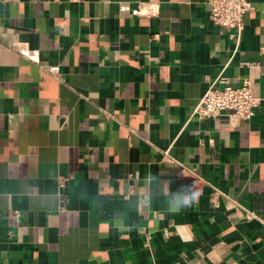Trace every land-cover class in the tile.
<instances>
[{"label": "crops", "instance_id": "obj_1", "mask_svg": "<svg viewBox=\"0 0 264 264\" xmlns=\"http://www.w3.org/2000/svg\"><path fill=\"white\" fill-rule=\"evenodd\" d=\"M249 1L232 38L207 0H0V264H264ZM218 77L251 81L249 120L192 114Z\"/></svg>", "mask_w": 264, "mask_h": 264}, {"label": "built area", "instance_id": "obj_2", "mask_svg": "<svg viewBox=\"0 0 264 264\" xmlns=\"http://www.w3.org/2000/svg\"><path fill=\"white\" fill-rule=\"evenodd\" d=\"M209 19L227 30L229 36L238 37L243 28L244 14L252 9L249 0H207ZM235 32V34H233ZM260 98L252 93L251 81L242 80L232 85L224 77L209 82L192 114L197 117H215L224 112L243 120H249L258 106Z\"/></svg>", "mask_w": 264, "mask_h": 264}, {"label": "clouds", "instance_id": "obj_3", "mask_svg": "<svg viewBox=\"0 0 264 264\" xmlns=\"http://www.w3.org/2000/svg\"><path fill=\"white\" fill-rule=\"evenodd\" d=\"M197 199L198 194L191 190L190 184H182L179 192H173L169 189L165 195L166 211L178 213L185 208L193 206Z\"/></svg>", "mask_w": 264, "mask_h": 264}]
</instances>
